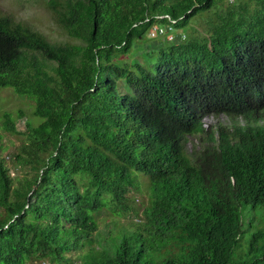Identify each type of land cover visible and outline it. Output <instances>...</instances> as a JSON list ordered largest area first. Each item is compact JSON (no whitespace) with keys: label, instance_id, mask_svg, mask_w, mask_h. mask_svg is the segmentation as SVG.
I'll list each match as a JSON object with an SVG mask.
<instances>
[{"label":"trees","instance_id":"1","mask_svg":"<svg viewBox=\"0 0 264 264\" xmlns=\"http://www.w3.org/2000/svg\"><path fill=\"white\" fill-rule=\"evenodd\" d=\"M47 4L71 40L0 14V86L32 99L42 119L26 120L12 176L2 129L19 131L0 116V264H264V0ZM153 25L178 34L150 37ZM145 39L151 65L127 55ZM175 41L207 46L221 68L158 63ZM222 114L233 122L205 129ZM204 133L189 153L188 136ZM141 175L139 215L128 194ZM105 208L139 221L75 262L67 253L93 242ZM245 213L262 217L250 232Z\"/></svg>","mask_w":264,"mask_h":264},{"label":"rangeland","instance_id":"2","mask_svg":"<svg viewBox=\"0 0 264 264\" xmlns=\"http://www.w3.org/2000/svg\"><path fill=\"white\" fill-rule=\"evenodd\" d=\"M11 14L16 21H22L29 24L33 29L43 33L52 42H64L71 40L66 31L56 22L55 17L48 7L47 0H0V14ZM194 22L200 29H204L206 24L203 19H195ZM187 33V32H186ZM154 38V37H153ZM162 41V40H156ZM150 40L145 39L144 46L140 48L136 47L132 49L127 55L130 59H136L137 61L147 63L151 65L154 61V57H144V54L154 50L151 47L149 50L147 45H150ZM153 42V41H152ZM154 52V51H153ZM161 59L158 63L171 62L179 63L183 66H190L194 64H200L206 69H219L221 68L218 59L212 55L207 46H192L186 42L175 41L173 43L164 45L159 48ZM160 57V56H156ZM150 62V63H149ZM121 88L127 90L122 83ZM4 113L11 114L12 120L16 123L18 131L17 133H11L2 129L3 140L1 155L5 157L7 165L10 167L12 176L19 173L22 175V171H18L14 168L12 161V153L15 152L23 143L25 139V122L26 120L32 121L34 124H39L42 119L34 114V102L27 96H20L10 86H0V116L3 117ZM218 120L225 124H231L233 122L226 115H221L219 118L214 116H207L203 119L205 129H208L211 125L217 124ZM241 122H243L241 120ZM186 144V150L191 153L194 149L203 147L206 144L207 135H189ZM143 174V173H140ZM141 175L138 178L139 190H132L128 196L133 200L134 206L140 208L139 215L143 210V206L148 199V187L145 181H149L146 176ZM146 178V179H145ZM99 229L94 233L93 242L88 241L84 248L78 251L67 253L75 262L80 261V256L83 255L89 248L97 247L98 240L101 237H105L112 230L117 231L119 228H125L130 225L131 221H139V218L134 217H116L109 209L105 208L97 214ZM262 217L259 214L250 215L244 214L243 222L247 232L252 231L250 227L256 228L258 223L261 222ZM91 242V243H90ZM27 264H55L51 263L46 258H31L27 261Z\"/></svg>","mask_w":264,"mask_h":264},{"label":"built area","instance_id":"3","mask_svg":"<svg viewBox=\"0 0 264 264\" xmlns=\"http://www.w3.org/2000/svg\"><path fill=\"white\" fill-rule=\"evenodd\" d=\"M177 34H178V31H173V28L171 27V25L169 27L153 25L148 33L150 37H157L159 35H162V36L167 35L170 40H174ZM181 36L182 38H186L185 33H182Z\"/></svg>","mask_w":264,"mask_h":264}]
</instances>
